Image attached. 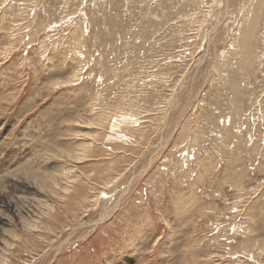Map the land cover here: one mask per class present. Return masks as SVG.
Returning a JSON list of instances; mask_svg holds the SVG:
<instances>
[{
    "label": "rangeland",
    "instance_id": "374dc122",
    "mask_svg": "<svg viewBox=\"0 0 264 264\" xmlns=\"http://www.w3.org/2000/svg\"><path fill=\"white\" fill-rule=\"evenodd\" d=\"M0 264H264V0H0Z\"/></svg>",
    "mask_w": 264,
    "mask_h": 264
}]
</instances>
